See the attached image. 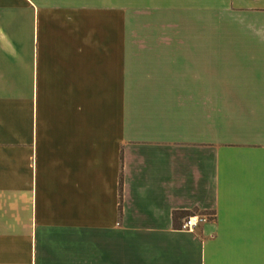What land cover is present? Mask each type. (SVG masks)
<instances>
[{
	"label": "crops",
	"instance_id": "crops-1",
	"mask_svg": "<svg viewBox=\"0 0 264 264\" xmlns=\"http://www.w3.org/2000/svg\"><path fill=\"white\" fill-rule=\"evenodd\" d=\"M101 1L0 0V264H264V0Z\"/></svg>",
	"mask_w": 264,
	"mask_h": 264
},
{
	"label": "rangeland",
	"instance_id": "rangeland-1",
	"mask_svg": "<svg viewBox=\"0 0 264 264\" xmlns=\"http://www.w3.org/2000/svg\"><path fill=\"white\" fill-rule=\"evenodd\" d=\"M177 2H169L170 6H176ZM168 6L167 2L161 1V0H138V1H130V0H116V1H101V8L104 9H117L120 10L123 14V11H130V8H134L138 10L139 14H142L143 16L145 15H153V14H158L160 13V10L163 7ZM108 16V15H107ZM139 26L140 25V22ZM145 25V22H143ZM147 27V28H146ZM145 29L141 32H138V39H168L166 37L167 32L163 33L160 32V34H158L157 36H155L153 33L154 31L151 30V26H146ZM110 30L113 32H111L110 34V38H109V34L105 33V34H101V39L102 40H113L115 39V37L117 36L119 38V31H117L116 29H114V27H110ZM118 32V33H117ZM154 35V36H153ZM125 39V36L124 38Z\"/></svg>",
	"mask_w": 264,
	"mask_h": 264
},
{
	"label": "built area",
	"instance_id": "built-area-1",
	"mask_svg": "<svg viewBox=\"0 0 264 264\" xmlns=\"http://www.w3.org/2000/svg\"><path fill=\"white\" fill-rule=\"evenodd\" d=\"M207 221V217L202 214H193L186 216L180 226V230L186 232H195L196 229Z\"/></svg>",
	"mask_w": 264,
	"mask_h": 264
}]
</instances>
